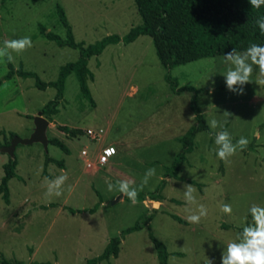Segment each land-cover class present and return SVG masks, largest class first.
<instances>
[{
  "label": "rangeland",
  "instance_id": "obj_1",
  "mask_svg": "<svg viewBox=\"0 0 264 264\" xmlns=\"http://www.w3.org/2000/svg\"><path fill=\"white\" fill-rule=\"evenodd\" d=\"M57 4L64 7L76 40L86 45L109 34L123 36L142 23L135 0H0V47L5 40L29 36L33 46L20 55L13 53V64L37 73L45 82L55 81L60 68L80 55L78 49L60 46L42 32L44 26L66 38ZM228 67L222 54L170 69L179 87L200 90L198 105L206 120L215 118L223 126L197 134L194 150L181 167L182 179L165 177V173L182 148L180 137L197 122L191 107L194 92L172 89L165 78L168 69L151 36L141 35L129 44H109L90 59L95 77L88 84L95 106L81 94L76 74H70L59 112L51 117L54 124L47 130L49 139L59 138L68 147V152L51 143L48 147L49 156L64 165H46L47 150L40 142L17 145L10 202L0 195V261L86 264L104 251L112 237L141 220L144 227L125 236L119 256L98 264H159L150 232L167 245L169 264H205L208 259L221 264L227 243L252 223L250 207H264V85L255 83L259 69L253 65L252 82L245 85L243 95L234 94L225 85ZM8 70V62H0L2 147L14 136L28 138L35 117L57 93L52 86L38 88L33 77L5 79ZM213 85L215 91L209 94ZM226 111L230 114L225 115ZM59 124L82 133L73 136L60 130ZM87 128H102L101 138L90 139ZM221 130L230 133L233 143L240 137L249 140L247 148L238 150L228 163L215 151V133ZM83 148L92 155L91 166L81 156ZM103 148H114L115 154L99 165L97 158ZM10 157L8 152H0V183ZM151 168L156 174L139 194L153 192L165 178L161 200L149 195L141 200L138 194L136 205L126 196L109 203L121 194L108 191L106 182L116 185L119 180L133 179L138 186ZM65 173L68 179L63 194L46 198L45 177L52 180ZM187 184L196 189L198 204L208 209L199 224L185 219L197 208L185 202ZM97 204V210L91 212ZM223 204L231 205V215L221 212Z\"/></svg>",
  "mask_w": 264,
  "mask_h": 264
},
{
  "label": "trees",
  "instance_id": "obj_2",
  "mask_svg": "<svg viewBox=\"0 0 264 264\" xmlns=\"http://www.w3.org/2000/svg\"><path fill=\"white\" fill-rule=\"evenodd\" d=\"M3 3L7 0H1ZM36 2L37 0H32ZM138 12L142 17V23L133 26L128 33L121 36L119 34H109L95 43L86 45L84 41H77L73 27L70 24L64 7L57 4V12L61 23L66 28V38L53 31H47L42 26L45 36L56 41L60 46H70L79 50L80 55L76 61L68 62L60 68L59 76L55 81L45 82L40 76L32 71L25 70L21 65L16 68L13 62L8 63L9 70L5 79L13 78L15 75L21 77L35 78V84L40 89L49 86L55 87L57 93L54 99L50 100L43 108V115L50 121L51 117L59 112V105L64 98L65 85L68 76L75 73L80 85L81 94L95 106L88 81L94 79V73L89 68V61L93 56L103 53L109 44L123 42L129 44L134 42L141 35H149L153 39L157 55L168 69L165 75L175 91L190 90L194 94L191 100V107L195 113L196 124L180 137L182 148L175 157L173 164L166 168L165 177H175L182 179L179 175L182 165L187 160V154L191 153L195 147V139L199 132H211L206 116L198 105L199 89L193 86L179 87L178 79L170 73V69L196 61L206 57H215L231 51L233 48L237 52H243L251 44L264 45V35H261L256 24L258 18L264 17V6L260 9H253L248 0H135ZM1 83V81H0ZM57 127L69 134L77 135L82 133L79 129L70 128L67 125H57ZM15 134L12 133L13 137ZM49 143L59 146L68 152V147L59 138L49 139ZM6 144H10L7 142ZM2 144L0 143V152ZM46 165L56 162L63 166L64 161L56 160L49 156L46 151ZM15 156V155H14ZM11 156L10 160L4 164L5 174L0 183V195H3L6 202H10V180L16 176L17 159ZM166 179H162L156 190L149 193H140L139 198L145 200L147 195L152 200H161L162 190L165 187ZM191 183H194L191 181ZM200 186V185H199ZM54 205V204H51ZM98 204L91 209L97 210ZM70 212L75 213V209L64 206ZM181 223H187L183 218L173 215ZM144 227L141 220L134 225L122 230L120 235L110 239L104 251L89 259L86 264H98L110 258H117L120 253V245L126 235L138 231ZM150 238L157 251L159 264H169V251L167 245L159 240L152 232ZM183 255L182 253H178ZM0 264H27L18 259L10 260L3 258ZM36 264H53L50 262H37Z\"/></svg>",
  "mask_w": 264,
  "mask_h": 264
},
{
  "label": "clouds",
  "instance_id": "obj_3",
  "mask_svg": "<svg viewBox=\"0 0 264 264\" xmlns=\"http://www.w3.org/2000/svg\"><path fill=\"white\" fill-rule=\"evenodd\" d=\"M248 2L253 9H260L261 6H264V0H248ZM256 24L261 35H264V17L258 18ZM32 46V40L29 36L5 40L3 46L0 47V62L11 63L14 61L13 53L20 55ZM224 60L229 65L224 74L228 91L237 95L244 94L245 85L252 82L250 78L253 73V65H256L259 69V78L255 83L264 85V45L253 43L243 52H237L233 48L231 51L224 53ZM208 91L209 94H212L215 91L214 85ZM229 114V112H225V115ZM207 123L211 129H216L218 126L223 127L215 118L207 121ZM214 142L218 146L215 150L217 157L225 163H228L229 158L234 156L238 150L243 151L249 144V140L246 137H240L233 143L232 137L227 130L216 132ZM107 151L110 155L115 154L114 148ZM102 162L106 163V160ZM155 174L156 170L154 168L148 169L138 186L133 179L119 180L116 185L106 182L108 191L111 192L115 189L122 196H126L132 205H136L139 202V191H142L147 186L149 179ZM67 179L66 173L52 180L45 177V197L50 199L53 196H61L63 194V185ZM195 192L196 189L191 184L185 186V202L197 205L195 211L185 217L190 224H199L201 219L206 218L208 215L206 206L198 204L194 195ZM154 207L158 210L159 204L154 205ZM220 210L226 215L232 214L230 204L221 205ZM249 212L252 223L244 226L236 239L227 243L226 251H223L220 257L221 264H264V207L253 204ZM205 264H213V262L208 259Z\"/></svg>",
  "mask_w": 264,
  "mask_h": 264
},
{
  "label": "water",
  "instance_id": "obj_4",
  "mask_svg": "<svg viewBox=\"0 0 264 264\" xmlns=\"http://www.w3.org/2000/svg\"><path fill=\"white\" fill-rule=\"evenodd\" d=\"M49 120L43 115V111H40L35 117V128L32 134L28 138H20L19 136H14L9 145L3 146L1 151L8 152L11 156L15 155V150L18 144H32L40 142L43 144L44 148L48 151L49 138L47 136V129L49 126ZM124 196L122 194L118 196L115 200L109 202L110 204H115L120 201Z\"/></svg>",
  "mask_w": 264,
  "mask_h": 264
},
{
  "label": "built area",
  "instance_id": "obj_5",
  "mask_svg": "<svg viewBox=\"0 0 264 264\" xmlns=\"http://www.w3.org/2000/svg\"><path fill=\"white\" fill-rule=\"evenodd\" d=\"M102 133H103L102 128H87L85 130V134L92 140H99L102 136ZM107 150H109V148H103L101 152L99 153L98 158H97L99 165L105 164V162H102V161L106 160V163L108 162L109 152ZM81 156L85 161L88 162L89 166L92 165V162L90 160V157H92V155L87 148L82 149Z\"/></svg>",
  "mask_w": 264,
  "mask_h": 264
},
{
  "label": "crops",
  "instance_id": "obj_6",
  "mask_svg": "<svg viewBox=\"0 0 264 264\" xmlns=\"http://www.w3.org/2000/svg\"><path fill=\"white\" fill-rule=\"evenodd\" d=\"M48 120H49V119H48ZM49 122H50V123H49V126L52 125V124H54V123H53L52 121H50V120H49ZM49 126H48V128H49ZM34 128H35V127H34ZM34 128H33L32 130H34ZM47 130H48V129H47ZM48 147H49V146H48ZM155 202H156V201H155Z\"/></svg>",
  "mask_w": 264,
  "mask_h": 264
}]
</instances>
